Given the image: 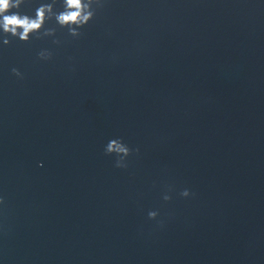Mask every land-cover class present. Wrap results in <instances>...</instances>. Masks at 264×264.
Segmentation results:
<instances>
[{"label":"water","instance_id":"1","mask_svg":"<svg viewBox=\"0 0 264 264\" xmlns=\"http://www.w3.org/2000/svg\"><path fill=\"white\" fill-rule=\"evenodd\" d=\"M103 2L0 40V264H264V0Z\"/></svg>","mask_w":264,"mask_h":264},{"label":"clouds","instance_id":"2","mask_svg":"<svg viewBox=\"0 0 264 264\" xmlns=\"http://www.w3.org/2000/svg\"><path fill=\"white\" fill-rule=\"evenodd\" d=\"M25 0H0V40L3 45L10 44L9 37L18 39L21 42L28 43L30 38L42 39L44 37H52L55 35V28H45V24L49 21H55V24L61 29H67L72 37L81 35L80 29L87 25L96 15V9L103 7V0H62L61 9L56 10L57 0H50L47 3H41L36 7L34 16L21 13L20 7ZM58 44L59 40H53ZM41 60H49L52 52L43 49L38 54ZM12 73L22 78L21 72L17 68L11 69ZM139 152V149H130L120 138L110 140L105 148V155H114L115 167L126 168V157L132 152ZM181 196L187 197L189 191L185 189L180 193ZM164 200L170 197L165 195ZM157 212L150 211L149 219H154Z\"/></svg>","mask_w":264,"mask_h":264}]
</instances>
